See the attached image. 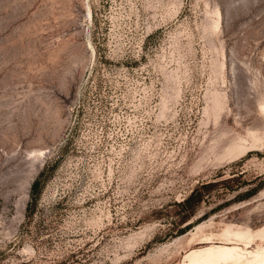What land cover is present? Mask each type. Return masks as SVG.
<instances>
[{
    "label": "rangeland",
    "instance_id": "rangeland-1",
    "mask_svg": "<svg viewBox=\"0 0 264 264\" xmlns=\"http://www.w3.org/2000/svg\"><path fill=\"white\" fill-rule=\"evenodd\" d=\"M263 105L264 0H0V264H181L263 229L264 145L227 156Z\"/></svg>",
    "mask_w": 264,
    "mask_h": 264
},
{
    "label": "bare ground",
    "instance_id": "bare-ground-1",
    "mask_svg": "<svg viewBox=\"0 0 264 264\" xmlns=\"http://www.w3.org/2000/svg\"><path fill=\"white\" fill-rule=\"evenodd\" d=\"M214 102L217 117L221 104L218 97L214 99ZM261 113L264 121V105L261 107ZM241 141L243 139L228 148L227 156L231 159L247 156L260 143L264 145V128L261 135H254V141L250 146L241 143ZM261 193L264 195V190ZM231 228L227 227L220 236L223 240L221 242H214L213 238H206L204 246L187 252L181 264H264V228L257 232L250 228L237 230ZM256 238H259L261 243L254 249L251 244Z\"/></svg>",
    "mask_w": 264,
    "mask_h": 264
},
{
    "label": "trees",
    "instance_id": "trees-1",
    "mask_svg": "<svg viewBox=\"0 0 264 264\" xmlns=\"http://www.w3.org/2000/svg\"><path fill=\"white\" fill-rule=\"evenodd\" d=\"M39 184H40V181H39V179H37L32 186V196L34 198L36 197V194L38 193ZM202 202H203V199L198 197V194L196 192H194L189 198H187L184 201L183 206H185V207H189V206L192 207L193 206V208L196 209V207L199 206ZM191 216H193L192 213H187L183 217V223H186L188 221V219H190ZM190 226L191 225H187L183 230L180 231V234L181 235L185 234Z\"/></svg>",
    "mask_w": 264,
    "mask_h": 264
}]
</instances>
